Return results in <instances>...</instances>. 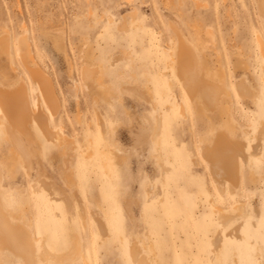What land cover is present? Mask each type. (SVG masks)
I'll return each mask as SVG.
<instances>
[{
	"label": "rangeland",
	"instance_id": "obj_1",
	"mask_svg": "<svg viewBox=\"0 0 264 264\" xmlns=\"http://www.w3.org/2000/svg\"><path fill=\"white\" fill-rule=\"evenodd\" d=\"M185 51L228 92L212 109L176 72ZM263 76L264 0H0V91L41 116L31 143L11 122L25 159L0 125V264H135L134 244L147 264H264ZM218 134L241 147L235 183L204 155Z\"/></svg>",
	"mask_w": 264,
	"mask_h": 264
},
{
	"label": "bare ground",
	"instance_id": "obj_2",
	"mask_svg": "<svg viewBox=\"0 0 264 264\" xmlns=\"http://www.w3.org/2000/svg\"><path fill=\"white\" fill-rule=\"evenodd\" d=\"M19 43L20 44L26 43V41H25V39H20ZM180 52L181 51H180L179 44H178V46L175 48L174 54L172 55L171 58L173 60L176 57L178 58V55ZM20 57L22 58V61L24 62V64L26 62H28L27 59H29V55L22 56L20 54ZM30 59H32V57H30ZM30 66L31 65H29V67ZM197 66H198L197 62L193 58V55L190 52L185 51L180 56V59H178V61L176 62V72H177L179 78L181 79L182 83L184 84L186 90L190 93V95L192 96V95H195L198 93L200 95L203 103L205 105H207L210 109H212L213 107H215L218 104L219 93L220 92H227V91H226V89H224L225 87L223 86L222 82H220V83L213 82V81L201 76L197 71ZM32 68L35 69L34 65L32 66ZM87 69L88 70H86V72L88 75H85V78L86 79L90 78V80H91V78L93 79V76H91L92 73L90 74L91 69H89V68H87ZM37 73H38V71H37ZM192 73H194V74H192ZM39 74H42V73L39 72ZM222 76H223L222 78H224L223 74H222ZM40 77H41L40 79H42V76H40ZM91 81H93V80H91ZM262 82L264 84V76L262 78ZM94 83L96 85H102V84H99L98 79H96L92 83L93 86H95ZM97 87L99 88L100 86H97ZM213 89H216L217 92H213L212 91ZM39 90H40L41 98L38 95V97H39L38 100L39 101L43 100L52 110H56V108L58 107V102H57L56 97L54 96L55 94L53 93L52 89L45 91L44 89H41V87H40ZM10 92L12 93V91H10ZM11 93L8 94V93L4 92L3 90L0 91V97L3 99L5 98V100H7V103H8V105L6 107L4 105V103L0 102V125L1 124L5 125L6 131H7V136L11 140L13 147L18 152V154L21 156V158L25 159V158H28V153H27L26 149L24 148V145H23L22 141L20 140V138L14 133L15 129H13L11 122L13 120L17 123V127H18L20 133L22 132V135L25 137L26 141L31 143L30 138H29V136L31 135L30 129L27 127V125H28V123H31L32 121H36L39 124L41 116L38 117L39 114L37 115L35 108H33V107L30 109L26 108V105H27L26 103L28 100H27V94L24 91L23 87L20 88L18 95L11 94ZM227 94H228V92H227ZM25 111H27V113H26L27 116H25ZM41 120L44 121L45 118H41ZM159 126H160V121H159V119H157L156 125L150 129L152 131L154 137H156V135H157V131L159 129ZM27 130L29 131L28 134H27ZM43 131L46 132L45 134L49 138L53 137V135L50 134L46 129L45 130L43 129ZM50 132H52V131H50ZM42 134H44V133H42ZM54 135H55V139H56L57 136L55 133H54ZM57 135L60 136V134H57ZM261 136H262L261 142L259 141L258 146H256L255 150L251 151V154L254 157H256L258 160L264 159V156H261V154H262L261 146L264 144V122L262 123ZM255 137H257V135ZM60 138H62L61 140H64L62 136H60L59 139ZM227 139L228 138L224 134H218L217 136H214V137H208L205 140L203 152H205L204 155L207 158V160L210 161L211 170H212V173L215 176V178H217L221 181L222 180H228L232 183H235L237 178H238V176H237L238 164L236 162H237L238 156L242 155V151H241V147H240L239 143H237L235 141L233 143L228 144L229 141H227ZM263 154H264V151H263ZM41 186H42V184H41ZM48 191L51 192V190H49V189H48ZM0 194L2 195L1 189H0ZM215 210H216V213H218L219 218L224 217L219 209L216 208ZM238 210L240 213L243 212V205H240ZM10 216H12V215H10ZM13 218H15V217H13ZM4 231H5V223L0 218V233H2V235L4 237H6V234ZM36 239H33L29 235L30 243H34L35 242L34 240H36ZM25 240L22 241V239H18L17 240L18 244H17L15 241V238H10L9 242H10V244H12L15 247V250L17 252L23 253V252H25V243H28L27 241L25 242ZM43 240H45V239H43ZM216 242H220V239H217ZM73 243H74V241H73ZM41 244H42V242H41ZM74 244L75 245H74L73 254H71L72 257L67 256V257L63 258L64 260H62V257H58L59 254H57L58 256H56V258L57 257L59 259L61 258L60 261H62V262H66V261L69 262L71 259L82 256V254H84V253H82V246L78 245L77 243H74ZM4 246H5V243L0 238V252L4 249ZM38 254H39L40 261L43 263L47 262L48 260H53V261L58 262L57 261L58 259L55 260V255L53 256L50 252V249H48V248H43L42 251H40ZM130 255H131L132 261L135 264H147V262H145L141 259V257H140L141 252L139 250V247L136 244L132 245V247L130 248Z\"/></svg>",
	"mask_w": 264,
	"mask_h": 264
}]
</instances>
